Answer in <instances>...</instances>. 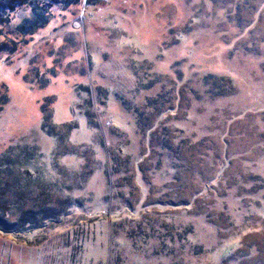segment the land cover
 <instances>
[{
	"label": "rangeland",
	"instance_id": "1",
	"mask_svg": "<svg viewBox=\"0 0 264 264\" xmlns=\"http://www.w3.org/2000/svg\"><path fill=\"white\" fill-rule=\"evenodd\" d=\"M0 218V264H264V0L0 12Z\"/></svg>",
	"mask_w": 264,
	"mask_h": 264
},
{
	"label": "trees",
	"instance_id": "2",
	"mask_svg": "<svg viewBox=\"0 0 264 264\" xmlns=\"http://www.w3.org/2000/svg\"><path fill=\"white\" fill-rule=\"evenodd\" d=\"M27 1H29V0H0V12L14 11L17 7H19V6L23 5V4H26ZM8 210H9V208H8ZM8 214H9V212L5 215V220H6V223H7L6 225H8V220H7ZM0 220L3 221L1 218H0ZM26 220L27 219L24 218V221L21 222V224H18V225H24Z\"/></svg>",
	"mask_w": 264,
	"mask_h": 264
}]
</instances>
